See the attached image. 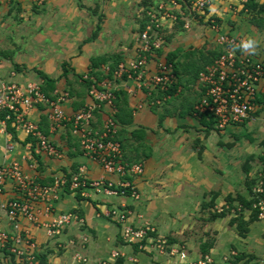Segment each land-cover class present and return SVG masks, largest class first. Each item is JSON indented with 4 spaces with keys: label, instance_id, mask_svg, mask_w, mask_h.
<instances>
[{
    "label": "crops",
    "instance_id": "1",
    "mask_svg": "<svg viewBox=\"0 0 264 264\" xmlns=\"http://www.w3.org/2000/svg\"><path fill=\"white\" fill-rule=\"evenodd\" d=\"M138 2L46 0L44 4L36 5L32 0H1L0 82H15L21 86L37 82L42 91L50 95L55 90H66L70 98L63 102V109L71 115L90 101L80 75L90 71L91 57L120 55L123 60L134 55L141 13ZM241 8L240 0H212L208 13L215 17L221 32L245 33L247 27L249 30L257 28L248 23L247 14ZM182 19L186 24L182 31L175 32V26L164 27L174 33L161 50L165 56L175 48L207 47L209 41H214L215 33L208 29V25L201 24L194 16L183 14ZM97 24V35L89 40ZM252 38L255 50L264 46L257 37ZM103 65L106 64H100V68ZM42 74L54 80L51 86L46 84ZM112 83L125 93L126 109L132 117L129 123L118 125L115 135L121 144L124 160L142 164L141 173L125 176L136 188L138 197L106 195L90 186L76 191L69 184H63L49 214L44 213L43 202L34 203L40 212L39 222H30L23 216L16 220L19 228L31 235L36 253H46L47 264H92L98 259L111 258L113 253L115 257L111 264H177L203 256L202 244L209 243L204 255H210L216 264H224L227 256L237 251L251 254L252 261L264 264L263 220L250 223L246 236L241 237L229 225L231 213L208 219L210 212L222 209L227 194L238 192L248 198L249 191L243 172L238 183L230 185L232 160L228 158L225 165L230 167L223 166L224 143L213 133L222 131L209 129L206 132V121L194 114L193 108L201 93L196 80L182 82L165 103L151 105L145 90L134 89V95L127 92L126 87L132 86L131 82L115 80ZM138 102H141L140 107L136 106ZM258 109L264 110L261 106ZM47 112V105L41 103L30 108L27 117L35 121L40 131L57 147L59 156L37 151L36 141L34 144L25 141L27 136L19 130H15L13 137L0 118V165L16 161L24 172L41 184L61 178L66 180L69 174L72 176L80 169L89 179L105 175L96 161L83 154L69 123L50 130ZM105 113L103 106L94 111L97 126L101 125ZM199 148L200 156L197 155ZM248 154H253L252 162H258V154L252 150ZM251 169L250 175L255 171ZM105 176L116 178L114 175ZM210 191H216L218 195L210 210L203 209L201 204L203 200H209L207 193ZM20 197V192L8 180L0 198ZM119 204H126L131 210L127 218L130 225L140 227L148 223L153 227L139 243L140 247L126 242L121 236L120 224L106 215L108 208ZM65 211L73 212L77 219L59 233L47 236L40 222ZM244 214L246 217L248 211ZM0 228L9 234L15 230L2 209ZM157 239L165 240L162 250L156 246ZM75 252L86 261L74 260ZM4 255L6 258H2ZM0 258L3 264H23L15 256L11 260L10 255L1 250Z\"/></svg>",
    "mask_w": 264,
    "mask_h": 264
},
{
    "label": "built area",
    "instance_id": "2",
    "mask_svg": "<svg viewBox=\"0 0 264 264\" xmlns=\"http://www.w3.org/2000/svg\"><path fill=\"white\" fill-rule=\"evenodd\" d=\"M46 0H32L36 5L44 4ZM1 3V0H0ZM212 0H190L188 10L191 14L209 16L205 12L211 6ZM180 11L177 0H156L155 4L146 10L148 21L145 27L135 35L134 55L117 62L112 69V77H104L97 81L89 72L81 75L82 79H90L88 89L90 101L84 104L71 115L63 109V102L70 98L66 90H55L52 97H48L37 82H28L21 86L15 82H0V113L3 122L10 121L15 130L24 135H31L36 139V149L49 156H59L57 147L39 129L38 124L27 117L30 108L37 104L47 105V117L50 130L67 122L71 132L79 140L83 154L96 161L105 175H114L110 179L105 175L98 178H87L80 169L69 180L72 189L82 191L90 186L106 195H125L138 197L136 188L128 181L127 174L142 172L139 162H127L123 158L120 142L116 139L117 124L113 119L116 112L115 93L113 81L131 82L126 87L127 92L134 95V89L145 90L148 103H160L167 96L156 97L158 91H166L175 82L173 65L166 59L165 53L157 54L162 50L163 36L161 31L171 27L176 22V13ZM183 14V11H180ZM208 29L215 33L213 43L221 46V52L214 60L198 72L196 82L199 90L203 92L194 106V114L209 111L216 118L217 126L225 129L243 121L258 107H264V46L255 50L254 54L243 53L238 45L242 41L250 40L246 33L221 32L213 19H209ZM186 26V24H184ZM102 74H107L109 65L101 66ZM154 94V95H152ZM256 99H261L258 103ZM103 106L106 113L100 126L94 122V111ZM141 106V102L136 105ZM252 118V117H251ZM254 119V118H252ZM264 156V148L262 151ZM256 171L258 182L253 191H262L264 184V168ZM10 180L20 192L19 199H1L0 209L6 217L13 222L14 232L8 233L0 228V248L6 247L9 253L19 259L23 264H42L36 257V244L27 230H21L17 225L18 216L28 221L39 222V213L34 206L36 201L44 203V213L53 210V201L66 180L55 179L49 184L38 183L35 178L24 172L18 162L13 161L0 165V196L5 183ZM129 191V193H127ZM255 205V204H254ZM258 217L264 221V200H259ZM131 210L126 204H119L107 209L106 215L121 226V236L128 243H140L152 231L148 223L140 227H133L127 221ZM77 216L70 211L59 212L47 221L40 222L45 228L47 236H52L68 224L74 222ZM165 240L157 239L156 246L163 249ZM141 244H139V247ZM111 258L98 259L92 264H111ZM73 259L85 262L86 258L79 252L73 254ZM213 259L206 254L193 261H182L177 264H212ZM135 264H138L135 262Z\"/></svg>",
    "mask_w": 264,
    "mask_h": 264
},
{
    "label": "trees",
    "instance_id": "3",
    "mask_svg": "<svg viewBox=\"0 0 264 264\" xmlns=\"http://www.w3.org/2000/svg\"><path fill=\"white\" fill-rule=\"evenodd\" d=\"M177 1L180 4V11H183L184 15L196 17V19H198V22H200L201 24L206 23V25H207L210 22L209 19H211V18L213 19V22L216 23L215 17L213 15H211L210 13H209V16H207V18H205L206 17L205 15L191 14L188 10L190 0H177ZM240 1L242 3V8H241L242 11H244L247 14L248 23L250 25H253L254 27L262 28L264 26V0H240ZM155 2H156V0H139L138 5L141 7V13H140V17H139V25H138V28H136V33L140 32L145 27V25L148 21V15L146 13V10L151 8L155 4ZM209 8H210L209 6H207L205 8L206 13L209 12ZM180 11H174L176 13V18H177L176 22L173 25L176 27L173 29L175 32L183 30L184 20L182 19L183 14H181ZM98 30H99V25L97 24L96 28H94L93 32L91 33V35L88 39L90 40V39L94 38L97 35ZM161 33H162V36L164 39L163 40L164 44L166 42H168L170 37L173 36V34H174L172 32L171 33L168 32L167 29L162 30ZM221 50H222L221 46L213 43L212 45H209L207 47L201 46L198 48H190L188 50L175 48V49L169 51L166 54V59L168 61H170L173 65V72H174L175 77H176L175 82L173 84H171L166 91H163V92L158 91L155 94V98L167 96L165 98V99H167L169 96H172L174 94V92L177 89V86L179 84H182V82L188 83L189 81L196 80L198 72L200 70H202L207 64L211 63L214 60V58L221 52ZM160 53H161V50H158L157 54H160ZM0 54H1V52H0ZM182 57L184 59H182ZM120 60H121L120 55H116L113 57L112 56H110V57H105V56L91 57L90 58L91 66H90L89 73H90V75L96 76V78L98 80H100L101 78H104L106 76L111 78L112 77L111 71L115 67L117 62ZM100 64L109 65L110 70L107 74H102V71L100 70ZM41 76L45 79L46 84H50V86L52 85V83L54 81L52 78H48L44 74H42ZM80 78H81V75H80ZM82 82H83V85L86 88V90H88L90 87V84H91V80L90 79H82ZM200 92H201L200 93V96H201V94L203 92V88L200 90ZM114 93H115V107L117 106L118 111L114 113L113 119L115 120L117 126L120 123H124V122L129 123L131 121L132 117H131V114L129 113V110L126 109L127 104H126L125 93L123 91H119L117 89L114 90ZM45 94L48 97L53 96L52 94L51 95L48 94V92H45ZM200 96H199V98H200ZM116 98H117V102H116ZM165 99L162 100L161 102L165 103L164 102ZM198 100H197V102H198ZM256 101L258 103L262 102L261 99H256ZM193 110H194V108H193ZM257 112H258L257 109L254 110L253 112H251V115L248 118H246L243 121L236 123L234 125L245 126L248 121L254 120L252 118H254V115H256ZM126 116H127V118H126ZM196 116H198L200 119L206 121V123H205L206 132H208L209 129H215L217 131H224L226 129V128L220 129L217 126L216 118L209 111L205 110L204 112L196 114ZM0 118L1 119L3 118L2 113H0ZM5 124L7 125V130L14 137L15 129H14V127H12L10 125V121L6 120ZM115 137H117V136L115 135ZM248 138L251 140V137H248ZM25 141H29L32 144H34L36 139H35V137L28 135L26 137ZM234 143L235 142H228V143H224L223 145L231 147L234 145ZM260 145L263 149L264 139L260 141ZM199 149L197 150L198 156H200V153H201L200 152L201 148H199ZM31 152L36 157V154L33 151V147H31ZM257 156L259 159L257 163L258 164L260 163L262 165V167L264 168V156L262 155V151L259 152ZM253 158H254L253 154H246V156L244 157V161L241 165L242 172L244 173V183H245V185L249 191V197L247 198L246 196H244L238 192L234 195L229 193L224 197V204H223L224 206L222 207V209L219 212H216L215 210H213L212 212H210V216L208 217L209 220H213L217 217H224L228 213H231L232 215L229 219V225L233 226L236 233L241 237L246 236L247 232L249 231L250 223L260 219L258 217L259 209H258L257 202L259 200H264V184H263V188H262L261 192L253 191L254 185L258 182L257 181L258 178L256 176V171H254L252 175L249 174V171L252 167L251 162H252ZM259 167L260 166H257V168H258L257 170H259V169L261 170V168H259ZM70 177H71V175L69 174L66 178V182H65L66 185L69 184ZM127 193H129V191H127ZM207 194L210 195V198L207 201L203 200V202L201 204V207L203 209H205V208L209 209V208L213 207L214 200L218 195V193L216 191H210ZM207 194H205V195H207ZM244 211H248V215L246 217H245L246 214H244ZM134 245L137 247L138 243H136ZM209 247H210L209 243H203L202 248H201L202 253L205 254L208 251ZM0 250L2 252H4L5 254H9L10 259L14 260V254L9 253L6 249V247H2V248H0ZM45 254L46 253H44L42 251L36 253V257L38 258V260L42 264H47ZM252 259L253 258H252L251 254H248V253L243 252V251H237V252L232 253L229 256H227V259L224 261V264H258L257 261H252ZM212 264H216V263L213 261Z\"/></svg>",
    "mask_w": 264,
    "mask_h": 264
},
{
    "label": "rangeland",
    "instance_id": "4",
    "mask_svg": "<svg viewBox=\"0 0 264 264\" xmlns=\"http://www.w3.org/2000/svg\"><path fill=\"white\" fill-rule=\"evenodd\" d=\"M249 28L250 27H247L246 28L247 32H245L249 36V39L253 40L252 37H257L259 42L264 44L263 43L264 42V28H253L252 27V29L250 30ZM209 42H210L209 43L210 45L213 44V42L211 41ZM213 133L215 134L217 138L221 139L223 143L235 142V144L231 147L223 145L224 154L222 158V163H223V166H225L226 163H228V161L231 158L232 160L231 179L232 180H230V185L232 183L234 184L238 183V181L240 180L239 177L243 175L241 165H242V162L244 161V157L246 156V154H248L249 151L252 150L253 153L257 155L262 150L260 141L264 139V110L258 109V112L256 113V115H254V120L250 121V123H247L245 126H232L231 129L227 127L225 131H222L219 133H217L216 131H213ZM248 137H251V140ZM234 159L237 160L238 164L236 163L235 165ZM256 163L257 162L251 163L252 172L256 169ZM225 167H230V166H225ZM2 258H6V256L4 255L2 256ZM2 258H0V264H3Z\"/></svg>",
    "mask_w": 264,
    "mask_h": 264
},
{
    "label": "clouds",
    "instance_id": "5",
    "mask_svg": "<svg viewBox=\"0 0 264 264\" xmlns=\"http://www.w3.org/2000/svg\"><path fill=\"white\" fill-rule=\"evenodd\" d=\"M238 47L243 53L254 54L255 53V42L252 40L242 41Z\"/></svg>",
    "mask_w": 264,
    "mask_h": 264
}]
</instances>
